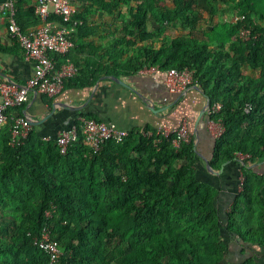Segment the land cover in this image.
Returning <instances> with one entry per match:
<instances>
[{"label": "trees", "instance_id": "obj_1", "mask_svg": "<svg viewBox=\"0 0 264 264\" xmlns=\"http://www.w3.org/2000/svg\"><path fill=\"white\" fill-rule=\"evenodd\" d=\"M67 1L83 20L74 38L79 50L92 46L85 38L98 28L90 22L122 24L111 25L98 61L83 64L74 49L55 55L58 66L69 59L79 68L63 90L144 68L189 69L191 85L210 96L211 107L221 104L204 115L223 127L209 163L219 170L230 162L221 175L210 174L192 129L176 144L179 132L147 123L97 150L83 119L108 121L80 111L77 137L61 152L58 136L46 139L35 125L12 143L9 121L0 127V264H264V0ZM15 4L24 31L40 23L36 0ZM49 21L62 18L51 13ZM171 28L184 34H166ZM14 42L0 51L23 49ZM57 96L41 94L49 107ZM27 104L8 114L25 115ZM224 185L233 196L223 219ZM45 231L62 251L56 261L37 243ZM230 242L241 260H228Z\"/></svg>", "mask_w": 264, "mask_h": 264}, {"label": "crops", "instance_id": "obj_2", "mask_svg": "<svg viewBox=\"0 0 264 264\" xmlns=\"http://www.w3.org/2000/svg\"><path fill=\"white\" fill-rule=\"evenodd\" d=\"M95 20L90 22V25L97 27L98 30L90 37L85 38L92 46L80 50L77 46L72 52L73 56L83 64L89 58L98 61V57L104 54V51H100L99 48L110 44L111 25L120 26L122 24L121 20L114 21L103 18ZM153 28L154 24H151L150 29ZM166 34H170L169 30ZM14 44V39L7 29V19L4 16L0 19V45L12 47ZM33 71L34 65L26 59L23 49H17L14 53L0 51V72L11 77L16 83L26 84ZM0 78L6 80L1 75ZM119 78L133 87L138 94L104 76L99 78L92 87L65 88L56 97L55 102L81 105L88 100L89 103L82 111L95 112L106 121L115 123L122 130L141 127L147 123L156 128H162L165 134L173 131L179 132L185 124L188 125L189 132L190 129L195 130L198 115L205 105V99L200 91L189 89L183 94L171 92L166 85V76L163 73H157L152 67L144 68L137 74ZM29 93L30 99L27 105L30 107L25 109L24 114L28 113L36 120L44 118L52 107L42 101L40 93L32 89ZM146 100L159 111H152ZM80 111L67 110L58 106L51 117L37 125V130L44 136L57 137L63 129L74 124V120L79 118ZM209 123L210 121L204 120L203 116L198 125L200 132L198 151L204 155H210V151H206L207 145L200 141L204 139L207 126L211 127Z\"/></svg>", "mask_w": 264, "mask_h": 264}, {"label": "built area", "instance_id": "obj_3", "mask_svg": "<svg viewBox=\"0 0 264 264\" xmlns=\"http://www.w3.org/2000/svg\"><path fill=\"white\" fill-rule=\"evenodd\" d=\"M36 3V14L40 23L24 31L16 20L15 0H2L0 2V19L6 17L10 36L18 40L19 45L25 51L26 59L34 65L33 74L22 86L0 78V127L11 121L12 143L25 139L32 123L26 115L18 113L9 115V109L27 103L30 99L29 92L31 89L49 97L59 95L63 91L65 80L73 77L79 71V68L71 60L66 59L58 66L55 59L56 54L65 55L77 47L74 38L83 25L82 19L74 18L77 7L67 0H36ZM51 13L62 18V22H50ZM152 68L157 73H163L166 76V85L171 92L183 94L192 86L193 75L189 69L172 68L163 72L157 67ZM220 108V103L211 107L214 111ZM247 110H249V105ZM83 122L86 140L97 150L102 142L111 138L120 141L129 133L127 130L119 129L115 123L111 122L95 119H83ZM215 123L210 121L209 124ZM217 124L223 130L222 125ZM189 133L188 125L185 124L180 129L175 143L178 144L179 139H188ZM76 137L77 127L74 124L63 129L57 137L61 152H65L68 145ZM44 138L49 139L51 136H44ZM37 243L50 254L51 261H56L62 254L58 242L50 238L49 231H45L42 237L37 239Z\"/></svg>", "mask_w": 264, "mask_h": 264}, {"label": "water", "instance_id": "obj_4", "mask_svg": "<svg viewBox=\"0 0 264 264\" xmlns=\"http://www.w3.org/2000/svg\"><path fill=\"white\" fill-rule=\"evenodd\" d=\"M0 75L5 77L8 82L16 84L18 86H22L21 84L16 83L11 77L5 75L2 72H0ZM109 78L113 79L114 81H116L117 83L121 84L122 86H124L125 88L129 89L130 91L135 92V93L138 94V92L133 87H131L128 83L123 81L121 78L116 77V76H109ZM189 89H196V90L200 91L206 97V103H205L204 107L201 109L200 114L198 115V118H197V121H196V127H195V130H194L195 133H196V138H195V141H194V149H195L196 153L199 155V157H201L205 161L206 169H207V171L210 174L221 175L224 172L225 166L230 161H227V162L223 163L219 170H215V169L212 168L211 164L209 163V158L206 155H204V154H202L201 152L198 151V145H199V140H200V132H199L198 125H199V122L201 121V119L203 118V116L206 114V112H208L209 109L211 108V103H210L211 102V98H210V96L208 94H206V92L199 85H192ZM88 103L89 102L87 100L86 102H84L81 105H72V104H67V103L61 102V101H57V102H54L52 104L51 111L47 115H45L44 118L36 120L28 113H26V117L30 121V123H32V125L37 126V125L43 123L44 121H46L49 117H51L55 113V111L57 110L58 106L60 108H64V109H67V110H73V111H80L81 110L82 111V110H84V108L87 106ZM146 103H148V100H146ZM148 106H149V108L152 111H155V112L159 111L152 104H149ZM29 107H30V105H27L26 109H28ZM258 164H260V163H258Z\"/></svg>", "mask_w": 264, "mask_h": 264}, {"label": "rangeland", "instance_id": "obj_5", "mask_svg": "<svg viewBox=\"0 0 264 264\" xmlns=\"http://www.w3.org/2000/svg\"><path fill=\"white\" fill-rule=\"evenodd\" d=\"M232 16H234V15H232ZM225 17H227V16H225ZM169 32H170V35H172V36H178V35L184 34V30H182L180 28L179 29L171 28L169 30ZM221 131H222V128L217 123L212 124L211 127L207 126V131H206V134L204 136V139L202 141H200V142H203V143H205L207 145L208 149L206 151H210L211 150L212 139L216 138L217 135H219ZM206 156L208 157V155H206ZM260 165H262V164H260ZM259 171L260 172L261 171L264 172V168H262V169L259 168ZM240 179H242V177L239 175L238 176V180H240ZM209 180H211L215 184H218L216 178L209 177ZM236 187H238V190H239L240 187H241V184L240 185L238 184V186H236ZM221 188L222 189H226L224 195L221 196L220 199H218V206H219L221 212H223L222 213V217L224 219L225 218V214L224 213H225L226 210H228V207H229V205L231 203V197L233 195L230 194V192H227L229 190L228 186L224 185V188H223V186ZM227 194H229V197L227 196ZM232 243L234 244L235 242H232ZM232 243L230 242L231 245H232ZM243 257H244V255L241 254L240 249L237 248V247L235 248V246L232 245V253H229L228 260H241ZM261 258H262V261L264 262V256H261Z\"/></svg>", "mask_w": 264, "mask_h": 264}]
</instances>
